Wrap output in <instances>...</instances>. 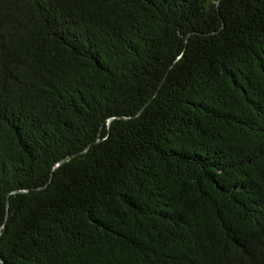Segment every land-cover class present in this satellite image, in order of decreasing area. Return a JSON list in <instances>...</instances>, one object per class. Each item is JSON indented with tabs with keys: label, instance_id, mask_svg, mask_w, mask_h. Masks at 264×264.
<instances>
[{
	"label": "trees",
	"instance_id": "trees-1",
	"mask_svg": "<svg viewBox=\"0 0 264 264\" xmlns=\"http://www.w3.org/2000/svg\"><path fill=\"white\" fill-rule=\"evenodd\" d=\"M0 264H264V0H0Z\"/></svg>",
	"mask_w": 264,
	"mask_h": 264
}]
</instances>
